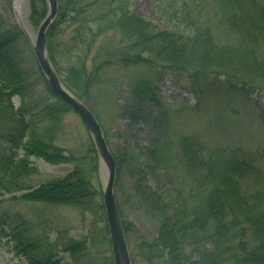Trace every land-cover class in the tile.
<instances>
[{
  "label": "trees",
  "instance_id": "obj_1",
  "mask_svg": "<svg viewBox=\"0 0 264 264\" xmlns=\"http://www.w3.org/2000/svg\"><path fill=\"white\" fill-rule=\"evenodd\" d=\"M170 1L180 22L172 31L132 13L129 0H59V14L47 32V48L64 85L100 122L91 106L95 92L106 87L111 92L117 85L126 84L104 80L105 72L111 65L136 69L137 81L128 84L131 97L119 116L131 123L146 121L148 110L155 107L160 111L156 120L163 123L167 115L158 98L159 86L168 73H179L185 76L190 92L205 88L220 96L238 95L264 121L263 106L249 97L251 91L264 97V0ZM41 3L46 5L44 0H30V23L35 29L42 20L34 18L45 12L38 7ZM33 56L20 26L0 14V196L10 195L14 202L105 213L100 160L93 140L89 135L81 145H60L66 142L64 116L71 109L51 91ZM34 75L38 80H33ZM38 87L54 99L40 110L28 101ZM14 97L20 98L19 106L12 101ZM166 147L167 142L153 146L148 154L154 159L151 169L170 172L167 169L176 160L183 175L195 174L203 204L188 206L181 189L166 199L147 186L141 187L144 173L137 169L140 179L135 189L160 221L154 242L140 234V249L148 253L147 264H264V199L259 189L246 186L250 177L260 174L255 162L244 154L209 151L191 136H180L175 154H166ZM111 151L117 174L125 161L136 164L128 152ZM32 158L52 165L68 164L72 170L36 186L39 171ZM170 177H174L172 172ZM11 222L17 229L13 232L16 246L29 264H60L53 251L40 250L39 244L28 242L19 235L15 221ZM122 223L127 238L133 228L123 217ZM104 230L109 234L107 225ZM188 239L199 248L205 247L195 261L184 252ZM86 243L73 241L66 249L76 257L85 252ZM130 251L133 264H137L134 249Z\"/></svg>",
  "mask_w": 264,
  "mask_h": 264
},
{
  "label": "rangeland",
  "instance_id": "obj_2",
  "mask_svg": "<svg viewBox=\"0 0 264 264\" xmlns=\"http://www.w3.org/2000/svg\"><path fill=\"white\" fill-rule=\"evenodd\" d=\"M38 7L45 12L43 11V16L39 15L34 19L41 21L47 13V5L41 3ZM12 8L13 5L10 3L0 0V14L7 21L17 23ZM129 8L132 13L153 22L162 30L172 31L179 27L180 22L174 15V5L171 1L129 0ZM22 11L26 13L25 18L30 23L32 15L30 0ZM33 29L36 30L34 27ZM135 70H128L121 65H111L103 76L104 80L111 78L126 84L117 85L111 92L107 87L103 91H96L94 98L91 99V106L97 112L113 152L119 154L128 152L130 154L128 157L135 160L134 166L125 161L118 174L116 164L118 182L116 181L114 190L120 214L133 228L127 234L129 248L134 249L137 264H147L145 255L148 253L140 249V234L148 242H154L159 236L160 221L135 189V183L138 184L140 179L137 169L144 173L140 182L141 187L147 186L166 199L175 197L178 189H181L188 198V206L198 208L203 204L202 190L195 181V174L183 175L176 160H172L171 167L167 169H171L170 172L160 173L151 169L154 166V159L148 154L153 146L157 142H167L166 154L172 155L177 153V141L180 136H191L198 138L209 151L221 149L226 154L238 156L244 154L255 162L257 165L255 167L260 173L250 177L246 186L259 189L264 199V121L256 117L255 110L240 96L229 94L220 96L205 88L198 90V93H192L186 88L187 81L184 75L168 73L159 86L158 95L167 115L166 122H158L156 118L160 111L151 107L147 112L149 118L146 121L131 123L120 117L119 111L131 97L128 84L137 81V75L133 72ZM136 72L140 75L139 71ZM33 80H38V75H34ZM249 97L252 101H259L264 108L262 95L251 91ZM12 101L18 106L20 98L14 97ZM28 101L32 106H38L40 110L54 99L38 87L31 93ZM64 133L66 142L60 145L66 148L76 146L74 143L81 145L89 139L83 122L72 111L64 116ZM168 143L171 144V149L168 148ZM32 161L39 171L36 186L63 177L72 170V166L68 164L52 165L37 158H32ZM173 162L176 163L175 166L172 165ZM171 172L174 177H170ZM23 194L19 193L17 197ZM11 198L10 195L0 196V264H29L27 257L16 246L13 232L17 229L11 226L10 219L15 221V226H19V235L35 246L39 244L40 250L53 251L55 261L60 264H114L108 240L110 234L104 230L107 225L105 213H88L65 205L14 202ZM84 240L87 241V249L83 250L85 252L77 253L76 257L71 250L66 249L73 241ZM206 245V248H211V244ZM204 248L203 246L199 248L189 239L184 243V252L191 261L197 260L200 257L199 251ZM158 264L167 263L160 261Z\"/></svg>",
  "mask_w": 264,
  "mask_h": 264
},
{
  "label": "water",
  "instance_id": "obj_3",
  "mask_svg": "<svg viewBox=\"0 0 264 264\" xmlns=\"http://www.w3.org/2000/svg\"><path fill=\"white\" fill-rule=\"evenodd\" d=\"M44 1L47 4V13L36 31L29 21L25 20L26 13L22 11L27 7L28 0H14L13 10L17 23L29 40L38 67L45 76L51 91L81 119L93 140L100 160L103 207L110 234L114 264H133L114 190L116 184L115 157L96 116L64 85L52 65L47 49V32L59 14V0Z\"/></svg>",
  "mask_w": 264,
  "mask_h": 264
},
{
  "label": "bare ground",
  "instance_id": "obj_4",
  "mask_svg": "<svg viewBox=\"0 0 264 264\" xmlns=\"http://www.w3.org/2000/svg\"><path fill=\"white\" fill-rule=\"evenodd\" d=\"M25 20H26V18H25ZM48 49V48H47Z\"/></svg>",
  "mask_w": 264,
  "mask_h": 264
}]
</instances>
